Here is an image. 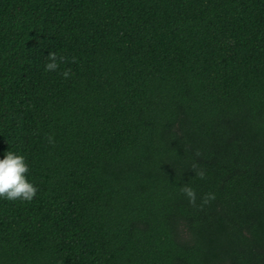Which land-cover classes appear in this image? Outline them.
I'll use <instances>...</instances> for the list:
<instances>
[{"label":"trees","instance_id":"obj_1","mask_svg":"<svg viewBox=\"0 0 264 264\" xmlns=\"http://www.w3.org/2000/svg\"><path fill=\"white\" fill-rule=\"evenodd\" d=\"M9 150L0 264H264V0H0Z\"/></svg>","mask_w":264,"mask_h":264},{"label":"clouds","instance_id":"obj_2","mask_svg":"<svg viewBox=\"0 0 264 264\" xmlns=\"http://www.w3.org/2000/svg\"><path fill=\"white\" fill-rule=\"evenodd\" d=\"M46 59L47 63L44 65V70L46 72H56L59 69L58 61H62L63 58H58L56 53L49 52ZM61 75L64 79L70 78V69H66ZM48 143H54V138L52 136L48 137ZM28 172L29 166L23 155L11 150L5 152L3 154V158H0V199L8 201H32L37 195L38 189L28 179ZM198 175L201 178L204 177V173L202 171L199 172ZM181 191L189 203H196V193L191 187L185 185L181 188ZM214 198V194H206L202 200V204H206L209 200Z\"/></svg>","mask_w":264,"mask_h":264}]
</instances>
